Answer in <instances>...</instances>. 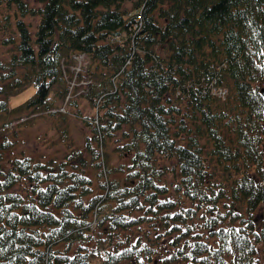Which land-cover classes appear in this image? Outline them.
Instances as JSON below:
<instances>
[{
    "label": "trees",
    "instance_id": "1",
    "mask_svg": "<svg viewBox=\"0 0 264 264\" xmlns=\"http://www.w3.org/2000/svg\"><path fill=\"white\" fill-rule=\"evenodd\" d=\"M35 1L0 0L11 45L0 57V114L19 110L9 98L30 85L23 106L49 104L84 52L97 79L83 119L101 146L127 126L116 146L129 182L105 168L102 147H91L94 186L80 151L75 161L5 156L0 138V264H260L264 0ZM26 15L39 17L33 33ZM162 156L172 165L157 163ZM146 215L167 246L132 235Z\"/></svg>",
    "mask_w": 264,
    "mask_h": 264
},
{
    "label": "rangeland",
    "instance_id": "2",
    "mask_svg": "<svg viewBox=\"0 0 264 264\" xmlns=\"http://www.w3.org/2000/svg\"><path fill=\"white\" fill-rule=\"evenodd\" d=\"M28 2L34 6L39 4L35 0H28ZM130 4L131 2L129 0H125L122 6L127 8ZM1 13L0 10V17ZM24 19L29 24L30 31L33 33L36 29L39 17L26 15L24 16ZM7 36L8 33L0 28V57L5 58L6 60L11 52V45L4 44L2 40ZM80 61L81 68L83 63H85L86 58L84 60L82 58ZM70 67H68L69 70ZM74 70L75 69H73L72 72H74ZM92 71L88 70V72H86L85 70L83 73L76 74V83L74 86H69L68 91L70 90L71 96L74 94V91L79 93L72 96L73 98L70 99L72 101L69 100L65 104V110L62 111L58 108L63 100L57 95L59 86H61V88L64 86L65 94L67 92L66 85H63L62 83L54 84L52 86L49 97L46 99L49 104H47L46 101L41 106H23L25 100L34 90L33 85L27 86L18 93L10 96L9 104L11 106L19 104L21 108L19 110H11L7 113L0 114V138L8 139V141H6V147L3 148L5 156L12 154H26L30 155L32 159L35 160L36 158H46L49 156H55L57 159H60L66 155H71L70 158L75 161L77 159L76 154L80 151L84 157L85 163H87L85 170L86 172H91L93 177L92 184L96 186L99 178H97L96 174L93 172V169H95V163L92 160L95 156L91 151V147H97L98 150L102 147L106 152L103 157L105 168L107 166L111 167L110 172L116 177L118 183L121 184L123 180L129 182V176H126L124 170L119 169V167L126 168L124 161H126L127 158L124 157L125 155L123 153H120V150L117 149L116 146L123 144V142L126 141L125 139H128L123 137V129L127 128V126L123 124L120 128L114 129V133L107 136L106 142L101 146L99 141L98 144L94 142L93 130L84 120L93 113L90 102L85 95L90 78L91 80L97 79V73ZM65 73H67L66 70ZM86 73H89L90 76ZM74 75L75 74H73V76ZM156 162H165L168 165H172L171 160L163 156L157 158ZM172 174V172H169L166 177L173 178ZM136 178H138V176H136ZM185 201L188 200L185 199ZM200 211L201 210L198 209L196 213L199 214ZM131 212L135 215L139 214L138 210ZM160 212H158L157 215H159ZM155 221L153 215L143 216L141 219L136 220L131 224L130 230L132 231V235H140L142 239L147 238L150 244L160 249L163 246L168 245V235L166 232L158 233V230H161V228L158 227L160 223L155 224ZM194 222L196 221L194 220ZM205 232L206 230H204V233ZM165 251L166 249L162 252ZM257 256L260 260V264H264V255L260 250L257 253ZM93 261L97 262V259H93ZM127 263L128 261H124L120 264ZM142 264L176 263L171 261L164 263L161 261L151 262V260H143Z\"/></svg>",
    "mask_w": 264,
    "mask_h": 264
}]
</instances>
